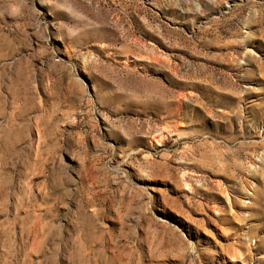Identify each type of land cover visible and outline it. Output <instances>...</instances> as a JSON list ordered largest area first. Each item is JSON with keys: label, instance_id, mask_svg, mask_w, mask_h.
I'll return each mask as SVG.
<instances>
[{"label": "rangeland", "instance_id": "obj_1", "mask_svg": "<svg viewBox=\"0 0 264 264\" xmlns=\"http://www.w3.org/2000/svg\"><path fill=\"white\" fill-rule=\"evenodd\" d=\"M264 0H0V264H264Z\"/></svg>", "mask_w": 264, "mask_h": 264}, {"label": "bare ground", "instance_id": "obj_2", "mask_svg": "<svg viewBox=\"0 0 264 264\" xmlns=\"http://www.w3.org/2000/svg\"><path fill=\"white\" fill-rule=\"evenodd\" d=\"M262 224L264 225V222Z\"/></svg>", "mask_w": 264, "mask_h": 264}]
</instances>
